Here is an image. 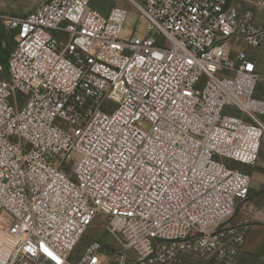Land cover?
<instances>
[{
	"label": "built area",
	"instance_id": "obj_1",
	"mask_svg": "<svg viewBox=\"0 0 264 264\" xmlns=\"http://www.w3.org/2000/svg\"><path fill=\"white\" fill-rule=\"evenodd\" d=\"M92 1L39 0L5 20L0 264H73L98 214L120 249L110 263L93 240L77 264H237L246 229L222 224L251 176L217 157L258 161L250 49L264 28L236 0H126L133 15Z\"/></svg>",
	"mask_w": 264,
	"mask_h": 264
},
{
	"label": "rangeland",
	"instance_id": "obj_2",
	"mask_svg": "<svg viewBox=\"0 0 264 264\" xmlns=\"http://www.w3.org/2000/svg\"><path fill=\"white\" fill-rule=\"evenodd\" d=\"M240 3L243 11H251L253 14L254 21L257 27L264 28V0H236ZM39 0H0V63L4 68L3 74L9 73V57L10 52L15 45V32L10 31L5 23L7 17L11 16H22L27 12H30L33 8H35L38 4ZM94 9L99 10L102 14L107 15L110 10V7L113 5L126 7L130 14L133 15L135 13L134 8L128 3L126 0H117V1H109V0H93L91 3ZM18 98L21 99V94L17 93ZM11 102H14L13 97H11ZM110 106H115L114 102H107ZM236 114H241V112L237 111ZM264 118V117H262ZM249 121V120H248ZM250 122V121H249ZM219 161L226 163L228 166L233 168H238L242 171L248 172L245 167L250 165L241 164L238 162H234L229 159L217 157ZM65 171L69 174L72 172V165L68 163L67 165H63ZM71 178L74 180L75 177L71 174ZM245 202H239L237 204L236 210L229 219L223 222L222 225H226L231 219L236 217L243 208ZM107 220H105L102 214H98L94 224L89 227L85 235L81 238L79 244L73 250L71 254L70 261L73 264H77L82 255L85 247L91 243L93 240H99L102 242L104 246V252L107 254V260L112 263L113 261V253L116 250L120 249L119 244L115 239L109 234L106 229Z\"/></svg>",
	"mask_w": 264,
	"mask_h": 264
},
{
	"label": "crops",
	"instance_id": "obj_3",
	"mask_svg": "<svg viewBox=\"0 0 264 264\" xmlns=\"http://www.w3.org/2000/svg\"><path fill=\"white\" fill-rule=\"evenodd\" d=\"M257 69L261 74L256 95L264 99V43L251 48ZM251 176L250 195L238 215L224 225L227 231L244 227L245 242L237 264H264V136L261 140L260 155L255 165L246 166ZM181 264H202L198 258H187ZM205 264H217L213 260Z\"/></svg>",
	"mask_w": 264,
	"mask_h": 264
}]
</instances>
